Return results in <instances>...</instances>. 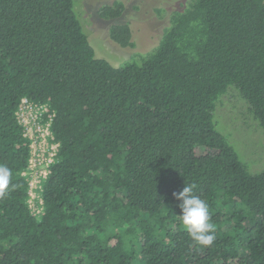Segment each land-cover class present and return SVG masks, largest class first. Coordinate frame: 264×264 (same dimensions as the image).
I'll use <instances>...</instances> for the list:
<instances>
[{
  "label": "trees",
  "instance_id": "16d2710c",
  "mask_svg": "<svg viewBox=\"0 0 264 264\" xmlns=\"http://www.w3.org/2000/svg\"><path fill=\"white\" fill-rule=\"evenodd\" d=\"M74 0H0V264H264V171L217 127L235 85L264 127V0H191L158 45L114 66ZM124 2L101 7L115 20ZM110 37L134 46L128 22ZM23 97L48 103L59 148L28 204ZM194 184L216 239L192 241L174 193Z\"/></svg>",
  "mask_w": 264,
  "mask_h": 264
},
{
  "label": "rangeland",
  "instance_id": "374dc122",
  "mask_svg": "<svg viewBox=\"0 0 264 264\" xmlns=\"http://www.w3.org/2000/svg\"><path fill=\"white\" fill-rule=\"evenodd\" d=\"M115 0H74V9L96 56L120 66L139 54L152 51L170 24L174 11L186 8L191 0H120L123 14L115 20L102 18L101 7ZM128 22L134 46L123 47L109 34L114 23ZM214 118L219 130L234 145L253 173L264 171V127L254 117L250 105L235 85H230L217 103Z\"/></svg>",
  "mask_w": 264,
  "mask_h": 264
},
{
  "label": "built area",
  "instance_id": "2783aa9c",
  "mask_svg": "<svg viewBox=\"0 0 264 264\" xmlns=\"http://www.w3.org/2000/svg\"><path fill=\"white\" fill-rule=\"evenodd\" d=\"M16 115L30 145L29 165L23 171L29 183L28 204L32 212L39 216L44 209L41 194L43 182L50 173L60 145L52 131L55 112L48 103H38L23 97Z\"/></svg>",
  "mask_w": 264,
  "mask_h": 264
},
{
  "label": "clouds",
  "instance_id": "9594fccd",
  "mask_svg": "<svg viewBox=\"0 0 264 264\" xmlns=\"http://www.w3.org/2000/svg\"><path fill=\"white\" fill-rule=\"evenodd\" d=\"M9 178V169L0 167V186L6 188ZM194 188V184H187L182 191L173 194L180 201L179 220L193 242L200 246H211L216 239L215 228L207 203L194 194Z\"/></svg>",
  "mask_w": 264,
  "mask_h": 264
}]
</instances>
